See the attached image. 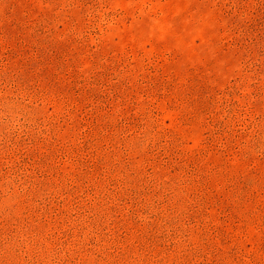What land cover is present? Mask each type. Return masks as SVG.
Masks as SVG:
<instances>
[{"label": "rangeland", "instance_id": "obj_1", "mask_svg": "<svg viewBox=\"0 0 264 264\" xmlns=\"http://www.w3.org/2000/svg\"><path fill=\"white\" fill-rule=\"evenodd\" d=\"M0 264H264V0H0Z\"/></svg>", "mask_w": 264, "mask_h": 264}]
</instances>
